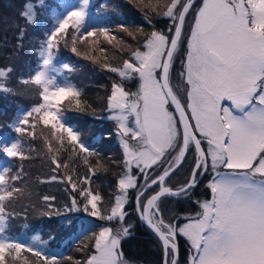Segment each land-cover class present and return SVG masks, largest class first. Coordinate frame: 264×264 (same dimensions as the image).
<instances>
[{
	"label": "snow or ice",
	"instance_id": "snow-or-ice-1",
	"mask_svg": "<svg viewBox=\"0 0 264 264\" xmlns=\"http://www.w3.org/2000/svg\"><path fill=\"white\" fill-rule=\"evenodd\" d=\"M89 3L90 0H81L75 10L68 11L39 53L41 64L30 80L42 87L41 96L45 101L49 100L50 91L58 100L79 96L71 85H57L55 77L47 73L52 65L51 50L57 33L63 31L72 18L81 23ZM190 6L191 0H172L163 15L173 21L170 31L174 30V34L169 37L153 31L144 42L146 51H133L134 60H125L122 68L109 67V71L118 73L122 80L134 74L140 80L136 93L127 92L122 83H114L108 97L109 108L116 111L113 119L117 121L119 132L122 137H128L122 140L125 173L118 180L119 194L110 214L100 213L98 202L102 197L88 187L79 188L83 211L100 219L123 221L126 192L137 186L136 178L129 174L135 165L146 181L144 190L138 192L137 209L141 219L163 242L166 257H171L166 264H178L174 257L177 233L186 236L194 250L190 264H264V0H203L190 35L186 37V60L182 62L184 71L180 75L186 81L187 100L181 104L170 86L169 72L178 45L183 42L185 14ZM21 15L27 22L34 23L32 6H26ZM100 30L107 35L106 28ZM87 35L93 33L89 31ZM20 36L23 37V29ZM11 71V68L0 69V78L7 77ZM23 82L29 83V80ZM226 101L229 103L225 104ZM169 105H175L179 118L169 111ZM44 107L41 104L23 115L14 130L25 131L20 125L28 124L32 113H40ZM130 116L134 117V127L128 125ZM40 119L48 125L59 118L48 110ZM51 127L56 129L57 123H51ZM59 127L72 142L79 144L81 151H89L71 127L64 124ZM202 141L209 146L207 153L201 147ZM193 145L197 153L195 168L186 185L172 192L166 186V178ZM172 152L176 155L169 166L148 183V170ZM209 156L211 170L215 172L208 185L211 199L198 202L202 211L182 227L165 224L156 202L161 196L186 194L194 188L198 177L208 171ZM0 157L9 161L23 159L21 142L0 143ZM221 166L232 171H217ZM10 172L9 166L0 169V186H3L0 187V222L6 212L3 202L20 191L15 184L8 183ZM20 178L19 173L10 177L12 181ZM66 179L76 191L79 181L74 182L71 175ZM88 180L85 177L82 182L87 184ZM152 185H158L160 191L142 204L140 197ZM73 209L79 210L75 197L68 210ZM149 212L151 215H147ZM130 227L121 226L115 234L111 228L102 227L95 238L97 254L92 255L87 264H128L119 246L121 240L131 234ZM3 232L0 227V264H6V251L10 254V250H14L18 254L25 247L20 242L10 241ZM35 254L41 255L39 251ZM44 259L49 264H57L54 256Z\"/></svg>",
	"mask_w": 264,
	"mask_h": 264
},
{
	"label": "rangeland",
	"instance_id": "rangeland-1",
	"mask_svg": "<svg viewBox=\"0 0 264 264\" xmlns=\"http://www.w3.org/2000/svg\"><path fill=\"white\" fill-rule=\"evenodd\" d=\"M94 2L95 0H90L89 4H95ZM34 3L37 5L40 0ZM171 3L172 0H105V3L99 6L103 17H93L87 11V15L83 20V25L86 27H83V29L78 25L76 18L68 21L67 27L57 33L55 41H53L54 47L51 50L52 65L47 74L55 77L57 85H71L79 92L78 97L68 96L58 100L52 96L50 91L48 93L49 100L45 101L41 96L42 87L31 82V76H29L30 64L22 55L17 56L18 59L15 65L13 64V58H11L8 65L1 67V69L11 68L12 71L7 77L0 78V93L4 92L3 88L9 89V91H5L8 92L9 98H4V103L8 104V108L3 105L0 107V133L7 126L5 124H8L13 129L14 136L8 141H2L0 138V143H10L13 140H19L23 148L24 158H16L12 161L4 158V161L0 164V169L5 166L11 168L8 183L15 184L20 189L19 192L13 194V197L3 202L6 212L4 220L0 222V227L5 229V223L9 221V216L12 220L16 218L17 221L35 222L46 218V216L65 214L67 212H71L75 216L74 219L78 222V226L66 234V240L75 231L80 230V227L83 229L87 226V229L83 232L84 234L75 240L77 244L72 245V249L66 250L64 256L53 255L51 249L48 248L52 245L47 244V248L43 247L39 243V237L41 236L45 241L56 237L67 228L68 223L72 222L73 219L68 218V223L63 220H55L53 224L41 223L46 228L42 233L32 235H25L24 233L19 237L17 236L16 239L18 241L8 237L10 241L20 242L25 247L18 254L14 250H10V254L9 251H6V264H49L48 261L43 259L46 255L48 258L54 256L57 264H87V260L92 255L97 254L94 247L95 238L102 227L111 228L113 234L121 226L127 227L130 220H127L126 217H129L131 213V203L135 207L137 206L138 192L144 190L143 186L146 183L144 174L135 165L132 166L129 174L136 178L137 186L128 189L126 192V201L123 205V211L126 215L123 221L117 219L108 221L84 212L83 197L79 196V188L88 187L94 192H98L102 197V200L98 202L100 213L102 215L110 214V209L114 206L115 197L119 194L118 180L125 173L122 140L128 139V137L121 136L117 121L113 119L116 111L109 108L108 97L112 93V85L114 83H122L127 92L136 93L140 87V80L138 75L135 74L129 79L122 80L118 73L109 71V67L122 68L125 60H134L131 56L133 51L137 49L142 52L146 51L144 42L153 31L164 33L169 37L172 36L174 30L170 31V29H172L173 21L163 15ZM80 4L81 0H78L77 4L68 9V11L75 10ZM202 4L203 0H196L191 9L185 14L182 30L183 42L178 45L170 67L169 83L181 104H185L187 100L186 81L180 75L184 71L182 62L186 60L187 53L186 51L184 56L183 50L187 43L186 37L190 35L191 28L194 26V24H191L193 20L195 22V16ZM28 5L33 7V4L28 3ZM122 13L127 15L126 21H124L126 17H120ZM66 14L61 16V20L66 17ZM88 20H90V23L87 26L86 22ZM103 28L107 29V35L100 30ZM89 31L93 35L88 36L87 33ZM181 47H183V50H181ZM59 49L62 52H59ZM17 52H13V54ZM21 62L23 65H21ZM65 64L69 66L67 69L63 67ZM176 68L178 69L176 70ZM24 80H29V83H24ZM13 98H18L20 101H31L34 104L24 113L14 118L13 111H15L16 106L13 104L15 103ZM77 100L79 103H77ZM228 103L227 101L225 102V104ZM41 104L45 105L41 112H33L32 116L28 118L29 123L20 125L25 131L17 133L14 130L17 121L34 107H38ZM10 105L12 107L8 110ZM48 110L55 112L59 118L58 121L51 122L57 123L56 129L51 127V123L45 125L40 119L43 113ZM169 111L177 117L171 105H169ZM192 123L194 124L195 121H192ZM60 124H64L65 127H71L77 133L79 140L88 147L89 151H81L79 144L72 142L67 132L60 129ZM128 125L134 127V117H129ZM100 129H102L100 136L95 137V134ZM76 130H79V132ZM96 130L98 131L96 132ZM26 140H32L35 148H30ZM131 143L135 144L136 142L131 141ZM100 146H104L101 147L102 150H100ZM188 150L189 152H187L186 157L178 168L176 167L171 175L166 178V183L173 187V189L169 188L172 192H177L186 185L195 168L197 154L192 146ZM65 154L66 156H64ZM175 155V152H172L171 155L166 154L158 165L149 169L147 182L150 183L151 179H154L164 168L168 167ZM62 156H64L63 159H58ZM53 160L56 161V164L53 163ZM208 160L211 161L210 156ZM101 162H105L104 165ZM221 168L220 172L232 171L222 166ZM17 173L20 174L21 178L12 181L10 177ZM69 175L72 176L74 182L79 181L76 191L72 190L71 184L66 179ZM213 175H215L214 172L210 173L207 180L202 178V175L198 177V183L195 187L200 186L199 191L201 193L208 191V194H203L206 198L200 202L211 199L208 185L209 181L211 182L214 178ZM85 177L89 178L87 184L82 182ZM257 178L259 179V177ZM104 184L108 187L106 188ZM196 188H191L186 194L163 196L156 202L160 208V216L165 224L174 218L177 207L182 206L178 205L181 198L185 200L184 207L186 208L184 214L197 216L202 211L198 204L193 208L186 203V199L189 200L191 198V190L193 189L194 191ZM155 189L156 185L147 189L144 192V196L140 197V202L145 204V201L153 194ZM45 197L49 199L45 200ZM73 197L77 200L79 210L73 209L69 211ZM136 218L138 219L139 217ZM188 222L189 219L181 222L178 227H182ZM93 223L96 225L91 230L90 225ZM139 223H142V221L140 220ZM179 235L191 246L186 236L182 233H179ZM149 237L155 240H153L154 244H156L162 258L163 242L153 232H150ZM75 241L73 240V242ZM37 251L41 253V258L35 254ZM123 259L128 264H135L129 259L126 260L124 256ZM163 259L162 264L163 262L166 264V260L171 259V257H166L165 250ZM176 260L178 264L183 263V260L178 255Z\"/></svg>",
	"mask_w": 264,
	"mask_h": 264
},
{
	"label": "trees",
	"instance_id": "trees-1",
	"mask_svg": "<svg viewBox=\"0 0 264 264\" xmlns=\"http://www.w3.org/2000/svg\"><path fill=\"white\" fill-rule=\"evenodd\" d=\"M36 1L38 0H0V69L1 67H5L6 65H8L11 58H13V64L15 65L18 59L17 56L22 55L24 56V58H26L25 60L28 61L30 64L29 76L34 75L35 70H37L39 63L41 62L39 53L46 44L49 34L54 30L60 18V15H62L75 2V0H40V3L36 5V3H34ZM28 3L33 4L32 11L34 23L27 22L26 19L21 15ZM94 3L95 4L92 5L89 4L90 6L88 8V13L93 17H103V14L101 13V8L99 6L103 5L105 3V0H95ZM120 17H126L124 21L127 20V15L123 13ZM82 23L83 22L78 23V25L83 29V27L86 26ZM193 24L194 20L191 25ZM21 29H23L22 38L20 36ZM13 46L15 47L13 48ZM181 50H183V47H181ZM16 51L18 52L13 54V52ZM186 51L187 43L183 50L184 56ZM59 52L62 51L59 49ZM21 65H23L22 62ZM177 69L178 68H176V70ZM6 97L9 98L8 92L4 91L3 93H0V107H2L3 105L4 107L8 108V104L4 103V98L7 99ZM13 99L15 101V103L13 104H15L16 106L15 111H13L14 118L15 116H19L23 110L30 108L31 105L34 104L31 101H20L18 98ZM12 105H10L8 110L11 109ZM5 125V129L0 133V138L2 139V141L11 140L14 136L13 129L10 128L8 124ZM76 131L79 132V130ZM97 131L98 130H96V132ZM101 132L102 129H100L98 133L93 134H95V137H97L100 136ZM26 143L29 144L30 148H35L33 146L32 140H26ZM101 147L104 146H100V150H102ZM64 156H66V154ZM64 156L59 157L58 159H63ZM3 160L4 158H0V164ZM101 163L104 165L105 162ZM97 180L100 181L99 178H97ZM104 185L106 188L108 187L106 184ZM205 193L208 194V191L199 193V199L197 202H200L201 200L206 198V196L203 195ZM74 217L75 216H73L71 212H67L65 214L46 216V218H42L41 220L33 222L23 220L17 221L16 218L12 220L9 216V221L5 223L3 235L16 239L17 236L19 237L24 233L25 235L42 233V231H44V229L46 228L45 225L43 226L41 225V223L53 224L55 220H63L65 223H68V218L73 219L72 222L68 223L67 228L64 231L60 232L56 237L49 238L47 241H45V239H43L41 236L39 237V243L44 245L46 248L48 247L47 244L52 245L48 248H50L51 251H54V254L56 256H64L66 250L72 249L71 246L77 244V241L75 240L78 237L82 236V234H84L83 232L87 229V226L83 229L82 227H80V230L75 231L72 236H70V238L66 240V234L70 233L72 229H75L78 226V222L75 221ZM136 217L138 216L135 209V205L131 203V213L129 214V217L126 218L127 220H130V222H128L127 224V227L130 225L131 227L129 231L130 233H133L121 240V252L122 254H124L123 256L126 260L129 259L135 264H158L161 260V254L156 244H154L155 240L149 237L150 231L145 227V225L139 223L140 220ZM94 225L96 224L93 223L90 225L91 230H93ZM73 240L75 242H73ZM39 257L41 258L42 255H40Z\"/></svg>",
	"mask_w": 264,
	"mask_h": 264
},
{
	"label": "flooded vegetation",
	"instance_id": "flooded-vegetation-1",
	"mask_svg": "<svg viewBox=\"0 0 264 264\" xmlns=\"http://www.w3.org/2000/svg\"><path fill=\"white\" fill-rule=\"evenodd\" d=\"M197 136L199 137L198 133H197ZM202 148L207 153L208 149H206V148H209V147H208V144H207L206 141H202ZM187 152H188V150L185 153V157H186ZM208 162H209L208 171L205 172L202 175V178H204L206 180L208 179L210 173H213V171L211 170V161L208 160ZM166 185L169 186V187H171V188H173L172 186L168 185L167 183H166ZM153 186L154 185H152V187ZM194 188H196V187H194ZM199 188H200V186L197 187L194 191L192 189L191 190V198L189 200L186 199V203L189 204L193 208L195 207V205L198 204V202H197L198 199H199V196L198 195L200 193ZM158 189H159V187H158V185H156V189H155V191L153 193H155ZM184 202H185V200L183 198L179 199V204L178 205H182L183 207L182 206H178L177 207V209L175 211L174 218H172L170 222H167V224H171V225H174V226H179V224L181 222L186 221V220L189 219V218L182 219L183 217L194 218L196 216V215L189 216L188 214H184V211H185V208H186V207H184ZM149 215H151V213H149ZM175 243H176V251L174 253V257H176L175 259H177V255H178L179 258L183 260V263L182 264H190L191 256L194 253L193 252V249L191 248V246L186 242V240H183L182 239V237L179 235V233H177V235L175 237ZM163 247H164V245H163ZM163 257H164V248H163ZM163 257L161 258L160 263H158V264H162V261H164ZM163 264H164V262H163Z\"/></svg>",
	"mask_w": 264,
	"mask_h": 264
},
{
	"label": "water",
	"instance_id": "water-1",
	"mask_svg": "<svg viewBox=\"0 0 264 264\" xmlns=\"http://www.w3.org/2000/svg\"><path fill=\"white\" fill-rule=\"evenodd\" d=\"M196 2V0H191V6L194 4ZM190 6V7H191ZM189 7V8H190ZM173 34H174V32H173ZM172 107L174 108V110H175V112H176V114H177V117L179 118V113L177 112V110H176V108H175V105H172ZM184 158V157H183ZM183 160V159H182ZM182 160L179 162V164L182 162ZM179 164H178V166H179ZM177 166V167H178ZM159 192V191H158ZM156 194V193H155ZM154 194V195H155ZM151 197V196H150ZM146 203H147V201H146ZM145 203V204H146ZM140 219H141V215H140ZM141 221H142V223L146 226V227H148L153 233H155V231L148 225V223L145 221V220H142L141 219ZM156 234V233H155ZM156 236L159 238V236L156 234ZM160 239V238H159ZM176 258V257H175Z\"/></svg>",
	"mask_w": 264,
	"mask_h": 264
},
{
	"label": "bare ground",
	"instance_id": "bare-ground-1",
	"mask_svg": "<svg viewBox=\"0 0 264 264\" xmlns=\"http://www.w3.org/2000/svg\"><path fill=\"white\" fill-rule=\"evenodd\" d=\"M181 81H182V79H181ZM209 183H210V181H209ZM165 250V249H164Z\"/></svg>",
	"mask_w": 264,
	"mask_h": 264
}]
</instances>
